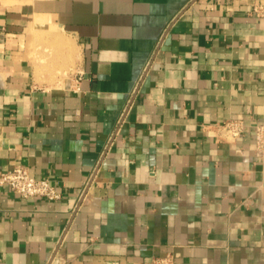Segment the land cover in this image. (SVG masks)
I'll use <instances>...</instances> for the list:
<instances>
[{"label":"crops","instance_id":"obj_1","mask_svg":"<svg viewBox=\"0 0 264 264\" xmlns=\"http://www.w3.org/2000/svg\"><path fill=\"white\" fill-rule=\"evenodd\" d=\"M259 4L0 0V264H264Z\"/></svg>","mask_w":264,"mask_h":264},{"label":"built area","instance_id":"obj_2","mask_svg":"<svg viewBox=\"0 0 264 264\" xmlns=\"http://www.w3.org/2000/svg\"><path fill=\"white\" fill-rule=\"evenodd\" d=\"M255 11L264 15V5L255 6ZM246 131V124L240 119H228L219 125L222 136L230 139L241 137ZM255 156L264 160V122L254 125ZM8 186L16 195L29 198L60 199L62 194L49 178L37 179L30 174L27 167L14 163L8 171H0V186ZM144 264H177L174 256L168 253L154 257Z\"/></svg>","mask_w":264,"mask_h":264}]
</instances>
